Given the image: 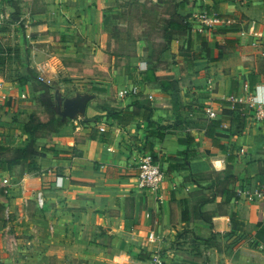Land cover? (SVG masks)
<instances>
[{"label": "crops", "instance_id": "1", "mask_svg": "<svg viewBox=\"0 0 264 264\" xmlns=\"http://www.w3.org/2000/svg\"><path fill=\"white\" fill-rule=\"evenodd\" d=\"M123 3L0 0V188H7L0 264H264V125L222 113L249 75L250 86L264 90L253 61L264 57V0H160L168 36L161 53H175L172 78L165 82L162 66H149L145 74L157 77L138 83L130 75L141 48L117 64L122 53L109 47V35L128 26L131 7ZM201 11L222 23L199 32ZM64 55L83 68L90 55L93 71H73ZM76 80L80 95L62 98ZM40 82L49 89L50 116ZM139 98L166 126L151 139L164 171L156 193L136 182L146 124H120L106 110H131ZM69 100L84 107L67 113ZM210 119L222 120L217 138L205 134ZM30 141L37 155L20 158ZM216 173L225 175L216 181Z\"/></svg>", "mask_w": 264, "mask_h": 264}, {"label": "rangeland", "instance_id": "2", "mask_svg": "<svg viewBox=\"0 0 264 264\" xmlns=\"http://www.w3.org/2000/svg\"><path fill=\"white\" fill-rule=\"evenodd\" d=\"M123 4L129 5L131 9L129 12H127V21H128V26H125V22L123 25L119 27L118 33L115 34H110V39H109V47L114 48L117 52L122 53V57H119L116 62L117 64H121V61L124 64L128 63V59L124 58V55L127 53H133V50H137L136 46L138 49L141 48V54L139 56V65H138V70L134 71V76L136 77V82H141L144 80V78H156L157 74H150L147 73L145 74L146 69L149 66H152L153 68L158 67L159 65L162 66V72L163 73V80L165 82H168L170 78H172V74L170 73V70L172 71V63L175 62L174 56H172L173 51H171L170 54L164 55L161 53V50L167 45L166 40L167 38L163 37L164 30L162 29V24L160 21L163 19L164 14L166 11L163 9L162 4L160 3V0H123ZM138 20V22L134 23L133 21ZM129 22H132V25H130ZM143 25V26H142ZM116 32V31H115ZM133 32V35L136 36V39L139 41L137 44L133 43V36L131 33ZM108 36V38H109ZM52 36L49 37V39ZM54 39H58L59 35L54 34ZM74 40V44L79 47H84V40L82 37L79 36H74L72 37ZM40 46L46 47L47 43L43 40L39 41ZM179 45V44H178ZM57 45L53 46L52 48H56ZM33 47H31L32 49ZM51 49V47H48ZM73 49V48H72ZM73 51V50H71ZM69 51V52H71ZM61 52L56 53L57 55H61ZM167 53V52H166ZM175 55V53H173ZM13 56L12 54L10 57ZM64 60L70 62L71 66L73 67V71H79L83 70L84 68L89 72L93 71L92 67L93 64H95L94 59L89 55L85 56L83 59V66H80L81 64L77 63L76 59L72 55H64ZM9 58H3V60H8ZM125 59V60H122ZM121 60V61H120ZM108 61V60H107ZM253 61L257 62L260 66V70L264 74V57H257ZM100 62V61H99ZM2 60H0V65L2 64ZM6 63V62H5ZM10 63V62H9ZM110 63V62H109ZM100 72V71H98ZM98 72H95L98 73ZM156 72V71H155ZM107 75L109 78V74L107 72L101 73V75ZM133 75V74H132ZM86 84L84 86L89 87V84H92L89 78H84ZM172 81V80H171ZM77 86H79V81L76 80V82H72L70 87H66L64 91L60 94L62 98L65 96H73V97H78L80 95V92L77 90ZM80 87V86H79ZM111 94V92H110ZM112 95V94H111ZM111 95H109V98H111ZM16 102L12 103V107L16 106ZM37 107V106H36ZM36 110L41 111L39 107L36 108ZM17 112H11L10 117L11 118H16ZM48 116H50V113H46ZM43 111L39 115H43L46 118V115ZM21 116L18 115V118ZM4 153H9L10 152H4ZM225 173V172H224ZM224 173L220 174H215V180L217 181L218 177L222 178L224 177ZM68 264H77V260L72 259L68 261Z\"/></svg>", "mask_w": 264, "mask_h": 264}, {"label": "built area", "instance_id": "3", "mask_svg": "<svg viewBox=\"0 0 264 264\" xmlns=\"http://www.w3.org/2000/svg\"><path fill=\"white\" fill-rule=\"evenodd\" d=\"M1 16L0 12V17ZM222 21L219 15L206 11H201L194 17V22L197 24L196 28L199 32L210 31L221 24ZM249 29L252 30V27ZM232 100L240 105L239 110L247 122L264 125V90H255L250 86L248 81H245L242 84L241 92L232 97ZM205 113L209 117L216 115V112L210 107L205 109ZM2 116V108L0 106V123ZM101 129L103 130V128ZM137 165L139 171L136 176V182L139 188L152 193L158 192L164 180V171L160 165L153 160L151 153L149 151H144ZM0 189L2 193H7L6 187ZM38 203L40 205L42 204L40 194H38Z\"/></svg>", "mask_w": 264, "mask_h": 264}, {"label": "trees", "instance_id": "4", "mask_svg": "<svg viewBox=\"0 0 264 264\" xmlns=\"http://www.w3.org/2000/svg\"><path fill=\"white\" fill-rule=\"evenodd\" d=\"M166 30L167 28H165V31ZM165 31L163 33L164 38L168 37L165 35L166 34ZM130 77L132 78L134 82H136V77L134 75H130ZM248 82L250 85L254 83L253 75H249ZM39 86L41 87V89H43L42 97L45 101L46 112L51 114L53 110H52V103H51V97H50L48 86L42 82L39 83ZM222 105H223L222 107L223 115L229 116L230 119L234 117L236 119L245 121L244 116L241 114V111L239 110L240 105L238 103L233 102L231 100H224L222 102ZM153 108L154 106L151 103H149V101L139 98L135 100L131 110H128V109L116 110L110 107H107L106 110H107L108 115L118 120L120 124H127L135 120L143 121L146 124L147 126V138H146V144H145L146 151H149L152 155L153 160L156 161V156H155L156 151H154L153 149V143L151 139L153 137H159L161 131L166 130V126H163L151 119V113H152ZM221 123H222L221 119H210L208 121L206 130H205L206 136L210 138L219 137L221 134L216 129L220 127ZM35 155H37V153L32 148L31 141L26 143L19 152L20 158L30 157V156H35ZM0 193H2L1 189H0Z\"/></svg>", "mask_w": 264, "mask_h": 264}, {"label": "water", "instance_id": "5", "mask_svg": "<svg viewBox=\"0 0 264 264\" xmlns=\"http://www.w3.org/2000/svg\"><path fill=\"white\" fill-rule=\"evenodd\" d=\"M66 112L71 113L72 111L78 109V108H83L84 107V102L83 100H76V101H67L66 102Z\"/></svg>", "mask_w": 264, "mask_h": 264}]
</instances>
